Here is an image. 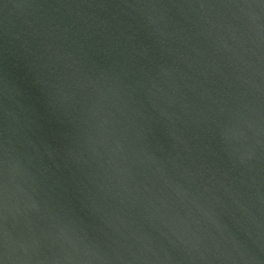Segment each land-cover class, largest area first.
I'll list each match as a JSON object with an SVG mask.
<instances>
[{
  "label": "water",
  "instance_id": "water-1",
  "mask_svg": "<svg viewBox=\"0 0 264 264\" xmlns=\"http://www.w3.org/2000/svg\"><path fill=\"white\" fill-rule=\"evenodd\" d=\"M0 264H264V0H0Z\"/></svg>",
  "mask_w": 264,
  "mask_h": 264
}]
</instances>
